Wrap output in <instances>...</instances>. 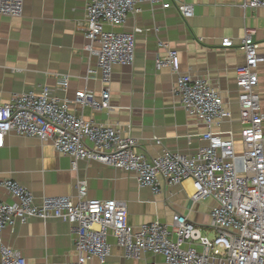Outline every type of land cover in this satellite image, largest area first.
I'll list each match as a JSON object with an SVG mask.
<instances>
[{
	"label": "crops",
	"instance_id": "0c3cea01",
	"mask_svg": "<svg viewBox=\"0 0 264 264\" xmlns=\"http://www.w3.org/2000/svg\"><path fill=\"white\" fill-rule=\"evenodd\" d=\"M89 0H23L22 16H0V106L15 95L39 93L48 88L53 96L65 100L69 110L85 120L117 124L121 136L137 141L136 151L148 158L162 148L173 154L195 156L205 142L206 129L185 112L173 94L176 75L169 69L155 68V60L168 51L175 52L179 73L207 80L219 93L232 119L217 130L232 132L236 151L241 150L236 69L244 64L239 50L250 30L264 55V8L249 10L244 0H164L170 7L142 2L139 12L129 14L121 28L106 26V31L134 34L135 53L131 67L114 66L109 91V110L94 111L75 103V94L91 92L99 101L102 93L97 58L86 38L85 9ZM178 6H190L193 15L182 17ZM223 40L232 43L221 46ZM164 44L166 47H160ZM99 46L93 44L92 50ZM89 71L92 74L89 75ZM260 107L264 111V64L257 69ZM67 78L66 90L61 83ZM264 129V124H263ZM156 140L161 146L155 144ZM89 145V143H87ZM12 180L26 187L39 204L45 197L75 198V185L82 180L87 198L126 204L127 221L133 228L158 221L169 224L179 215L213 237L211 199L193 202L190 180L153 195L140 188L131 173L117 171L94 161L78 162L72 171L70 160L61 156L50 142L10 132L0 148V182ZM0 202L12 203L0 189ZM2 245L15 250L32 264H72L75 261L74 237L67 224L50 219H31L8 226L0 235ZM109 264H142L126 261L112 238ZM145 261L165 264L160 257L146 255Z\"/></svg>",
	"mask_w": 264,
	"mask_h": 264
},
{
	"label": "built area",
	"instance_id": "2783aa9c",
	"mask_svg": "<svg viewBox=\"0 0 264 264\" xmlns=\"http://www.w3.org/2000/svg\"><path fill=\"white\" fill-rule=\"evenodd\" d=\"M142 2L170 7L164 0H89L85 9L88 49L97 58L100 72L101 98L91 92L75 94V103L94 111L109 110V91L114 66L131 67L134 63V34L106 31L105 27L121 28L129 14L139 12ZM244 8H264V0H244ZM23 0H0V16L20 18ZM184 18H190V6H178ZM97 44L99 48L92 50ZM160 47H166L159 44ZM221 46L232 43L223 40ZM239 50L244 64L236 69L241 150L236 151L232 132H221L224 121L232 115L219 93L210 83L189 74L179 73L175 52L168 51L155 60L157 71L169 69L176 75L173 94L181 108L201 122L206 131L200 135L205 142L195 156L173 154L162 148L148 158L136 151L137 141L121 136L117 124H100L85 120L70 112L65 100L53 96L48 88L39 93L25 92L10 98L0 106V148L6 134L50 142L55 151L70 160L72 171L78 162L94 161L107 167L131 173L140 188L153 195L190 180L191 200L211 199L212 240L203 236L186 217L174 215L169 224L158 221L133 228L128 224L126 204L87 198V186L77 180L75 198L45 197L37 205L31 192L12 180L0 182V189L12 203L0 202V235L17 220L26 224L31 219L46 222L58 219L69 226L74 237L75 261L72 264H109L114 240L126 261H145L146 255L160 257L165 264H264V111L258 95L257 69L264 64V55L253 40L250 30ZM92 74L91 71L88 72ZM67 87V78L61 83ZM89 143V145L87 144ZM155 144L161 146L156 140ZM0 264H32L1 243Z\"/></svg>",
	"mask_w": 264,
	"mask_h": 264
},
{
	"label": "rangeland",
	"instance_id": "374dc122",
	"mask_svg": "<svg viewBox=\"0 0 264 264\" xmlns=\"http://www.w3.org/2000/svg\"><path fill=\"white\" fill-rule=\"evenodd\" d=\"M213 237H214V235H213ZM213 237H212V236H210V237H209V239H210V240H212V239H213Z\"/></svg>",
	"mask_w": 264,
	"mask_h": 264
}]
</instances>
